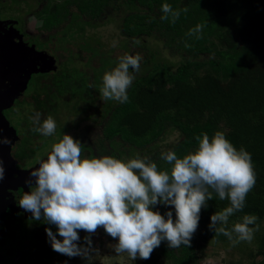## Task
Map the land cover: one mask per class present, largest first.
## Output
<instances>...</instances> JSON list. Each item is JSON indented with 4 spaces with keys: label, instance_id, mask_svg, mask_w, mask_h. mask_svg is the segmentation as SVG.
I'll use <instances>...</instances> for the list:
<instances>
[{
    "label": "trees",
    "instance_id": "obj_1",
    "mask_svg": "<svg viewBox=\"0 0 264 264\" xmlns=\"http://www.w3.org/2000/svg\"><path fill=\"white\" fill-rule=\"evenodd\" d=\"M11 2L21 3L22 13L30 11L40 18L41 30H54L45 40L38 41V47L46 48L60 33L59 41L68 38L63 45L68 40L77 41L80 49L89 53L85 61V67L90 66L89 73L76 66L77 60L83 62L77 59L80 54L70 53L74 60L70 71L65 70L58 82L41 83L43 97L38 91L34 103L37 108L49 106L53 99L48 91L53 86L56 94L69 92L71 97V89L75 88L84 102L80 111L85 113L87 128L100 129L96 140L99 157L132 158L139 154L148 156L161 169H170L160 159L161 153L172 150L182 157L197 148L196 136L207 133L211 138L216 131L224 132L238 149L243 147L251 154L256 183L247 194L244 209L229 218L227 227L230 229L244 215L257 216L256 223L263 227L256 249L261 258L253 264H264V0ZM164 3L180 10L175 23L171 18L161 20ZM0 8L4 6L0 4ZM112 8L119 13L118 17L112 16ZM184 8L188 11L184 12ZM201 23V38L189 36V30ZM107 24H115L117 31L115 45L108 48L109 42L100 41L96 32H87L88 28L94 30ZM150 37L161 42H151ZM114 49L122 52L111 55ZM165 49L175 52L177 59L165 56ZM129 53L139 54L142 60L128 89V102L104 100L100 94L103 74ZM93 59L97 61L94 67L90 65ZM94 106L98 112H94ZM228 205L229 201H222L213 193L207 208L201 209L190 246L169 248L168 242L162 241L150 259H140V264H197L209 239L230 242L209 227L211 216ZM164 208L171 210L175 219L174 208ZM162 210L160 207L164 214ZM86 235L80 236L78 243L82 247L86 246ZM57 239L62 238L57 235ZM40 250V264H51L53 255H58L62 262L74 258L54 251L50 239Z\"/></svg>",
    "mask_w": 264,
    "mask_h": 264
},
{
    "label": "clouds",
    "instance_id": "obj_2",
    "mask_svg": "<svg viewBox=\"0 0 264 264\" xmlns=\"http://www.w3.org/2000/svg\"><path fill=\"white\" fill-rule=\"evenodd\" d=\"M161 11V20L171 18L172 23L180 16V10H173L168 3L162 4ZM203 27L197 24L188 35L201 38ZM141 60L139 54H125L103 74L100 94L104 100L128 102V89L140 71ZM40 116L37 112L30 117L36 125L32 131L54 136L55 119L49 115L41 121ZM196 140L197 148L182 157L172 150L161 153L160 159L170 166L161 169L148 156L139 154L132 158H81L83 144L64 134L52 144L46 159L37 157L38 167L30 173L35 184H29L30 191L20 197L19 206L31 212L33 219L56 226V234L51 228H46V233L52 249L60 254L86 258L91 235L102 227L117 240V254L147 260L165 240L169 248L190 246L201 209L207 208L215 193L229 205L211 216L209 227L233 245L251 242L259 229L257 216L244 215L230 229L227 227L229 218L244 209L247 194L256 183L251 154L243 147L238 149L222 131L211 138L202 133ZM0 143L10 141L0 137ZM3 178L0 163V180ZM158 204L173 207L175 219L171 210L165 214L154 210ZM79 231L88 233L84 247L78 243Z\"/></svg>",
    "mask_w": 264,
    "mask_h": 264
},
{
    "label": "flooded vegetation",
    "instance_id": "obj_3",
    "mask_svg": "<svg viewBox=\"0 0 264 264\" xmlns=\"http://www.w3.org/2000/svg\"><path fill=\"white\" fill-rule=\"evenodd\" d=\"M10 2L11 0H9L8 3L11 4ZM8 3L4 2V0H0V4H2L4 8H10V6H8ZM4 8H0V40L11 41L13 45H15V42H18L20 40V42H22L21 44L24 45L26 49V51L24 52V54L21 55V57L23 60L28 62L26 70L23 72L33 70L30 73L29 78H27L26 88L24 89V91L19 93V95L15 98L13 104L9 108L3 109L2 111L6 122H9V124L15 129L17 135V139L11 145L10 155L15 161V168L18 171L23 172L28 169L33 170L38 167L37 157L39 156L41 159H46L48 153L51 151V148L48 147L47 149H45L46 152H42L40 154H35L36 151L31 154H26L24 152L25 147L22 146H27L29 142L37 141V137L41 135L37 132L32 131L33 127L36 125H33L30 117H32L35 113L39 112L41 114L40 120L43 121V119H46L49 116V109L54 106L53 98H58L59 100L61 98H63L64 100H69L71 98V95L69 94V92L56 94V89L53 86V88L48 91L50 93L49 97H52L51 99H53V102H51L49 106L45 104V106H42L41 108L35 107L34 98L37 97V92L39 91V96L43 97V90L40 91L42 89L41 83H50L49 79L52 77L49 76V78L46 79L45 77L47 75H52L58 72L59 62L50 51L48 52L45 50V48L38 47L37 41L40 40H38V38L35 39L36 35L31 36V33L26 32L24 30L23 20L20 16V14H22V12L20 11V7L15 8L17 9V11L11 13L13 15L4 12ZM27 13L35 15L33 12L30 11ZM15 47L19 46L15 45ZM5 69L7 68L5 67ZM45 74L47 75L44 76ZM38 76L40 77L39 79ZM35 77L38 81L36 82V84H38L41 89L38 90L36 88H31L28 90L31 78ZM89 82L90 81H88V83ZM4 83H7V81H4ZM4 88L5 90L7 89L5 86H3L1 88V91H4ZM27 97H29V99L26 101ZM19 101H21V103L23 104L22 106L19 105ZM16 102L19 108L17 107ZM24 103L28 104L31 109L28 111V113L22 115V120L27 122L28 129L23 135H21L19 130L15 128V126L12 124L11 117L7 115L10 110L14 109V106L16 107V110L21 109L19 113L22 114L23 111H25L23 109ZM83 103L84 102L81 101V99L79 98V102L77 104L78 110L81 109ZM96 109L97 108H95L94 106V112H98ZM82 121L85 122L86 120L83 119ZM64 125H66V123H64ZM79 128L80 130L85 129L86 134L90 136L89 141L87 143L81 141L84 146L83 153L85 152L84 155L83 153L82 155L88 156L90 158H98L99 155L97 154L96 142L97 136L91 135L93 130L91 131L89 128H87L85 123H82L81 126L79 125L78 129ZM1 135L2 132L0 131V137ZM17 176L18 172H15L13 174V177ZM29 184L34 185L35 181H27L24 185H21L20 187L17 186L12 189H7L5 191L4 196H6L4 198V204L6 212L0 214V264H25V262L29 261H31V264H40V247L49 239L46 233V228H51L54 234L57 233V228L55 225H49L45 223L42 219L39 221L33 219L31 212H27L19 206L18 201L20 197L23 195L24 192L30 191ZM38 234H41V238L37 237ZM33 254L36 255L34 261H32L31 259L33 257ZM37 256L39 258H37ZM56 261L57 264L59 263V261L63 264L62 260L58 255H53L52 259L50 260L51 264H56ZM69 262H71V260ZM69 262L64 263L66 264Z\"/></svg>",
    "mask_w": 264,
    "mask_h": 264
},
{
    "label": "rangeland",
    "instance_id": "obj_4",
    "mask_svg": "<svg viewBox=\"0 0 264 264\" xmlns=\"http://www.w3.org/2000/svg\"><path fill=\"white\" fill-rule=\"evenodd\" d=\"M64 0H51L52 3H58ZM4 2L8 3L9 0H4ZM8 6H11L12 8H4L6 13H14L17 11L15 9L16 7H21L22 4L17 2L12 4L13 2H10ZM74 8V6H72ZM14 9V10H13ZM113 17H118L119 13L115 11L113 8L111 10ZM13 15V14H11ZM22 20H23V28L26 32L31 33V36H37L39 40H45L48 33H53L54 30L51 32H46L40 29L41 25V19L37 16L31 14V13H22L20 14ZM111 16V15H110ZM87 32L90 34L91 32H96V35L98 36L100 41L109 42L108 47H113L116 43L115 35H116V25L115 24H107L104 26H100L96 29H87ZM61 34L58 33L56 36H54L46 45L45 50L50 51L57 59L58 63V72L52 75L45 74L44 76L46 78H50V82H58L62 79L61 74H65V70H69L71 68V65L73 64V57L70 56V53H79L80 56L77 57V59H81L83 62L80 63V60H77L76 66H82L83 70L86 72H90V66L86 64V57L89 55V53L83 49H80L78 46L77 41L68 40L69 42H66L63 45V42L66 41L68 38L64 37L63 41H59L57 39ZM35 40V39H34ZM58 40V41H57ZM151 42H156L159 44L157 38L150 37ZM38 42V41H37ZM39 43V42H38ZM39 46V45H38ZM63 46V47H62ZM94 47V46H93ZM87 49V48H85ZM131 50L134 48L131 46ZM138 50V48H135V51ZM120 52H122L119 49H114L113 52H111V55H118ZM131 54V53H129ZM165 56H167L170 60L177 59V54L173 52L171 49H168L164 51ZM132 55V54H131ZM70 56V57H68ZM75 58V57H74ZM80 63V64H79ZM91 66H96L97 61L93 59L90 61ZM85 67V68H84ZM40 77L38 76V79ZM38 82L35 78H31V81L29 82V89H38L40 90L41 87L38 84H35ZM34 83V85H33ZM71 94H74L73 97H71L69 100H64L61 98L60 100L58 98L54 99V106L49 109L48 115H51L56 123H57V130L54 136L52 137H45L42 135H39L37 138V141H32L27 144L25 147L24 152L26 154H31L34 151L35 154H40L42 152H46L45 149L48 147L51 148L53 143L58 142L60 139H62L64 134L71 135L74 139H78L80 142L83 141L87 143L89 141V135L86 134L85 129L80 130L78 129L79 125L81 126L84 119L85 113L77 110V104L79 102V94L78 91H76L75 88L72 87ZM29 99L27 97L26 101ZM20 106L23 104L21 101L18 102ZM17 105V102H16ZM18 107V105H17ZM19 108V107H18ZM22 114H20V110H16V107L14 106L13 110H10L8 115L11 117L12 124L19 130L21 135H23L27 129L28 124L27 122L22 120V115H25L28 113V111L31 109L28 104L24 103ZM66 123V125H64ZM83 127V126H82ZM92 136H97L100 133V129L97 126L93 127ZM20 151V150H19ZM84 151V146L82 147V153ZM85 153V152H84ZM83 153V155H84ZM81 154V158H90L88 156H83ZM159 211L160 207L163 208V213L165 214L167 210L164 208L165 206L162 204H159ZM264 224V222H263ZM263 227L259 226V229L255 231L254 237L251 240V242H240L236 245H233L231 242H220L215 241L213 239H209L208 242L205 243V247L202 250V256L197 260V264H253L254 262L258 261L261 256L256 255V249L258 246L259 239L262 235ZM85 231H79V236L85 234ZM41 234H38L37 237L41 238ZM92 245L89 249L88 256L86 258L81 256H74L71 262L66 264H140V258L137 257V259L132 260L130 257H128L127 253H120L117 254L114 251V245L117 243V240L113 239L110 235H108L105 230L101 227L97 229V231L92 234ZM33 237V236H32ZM35 237V238H37ZM36 255L33 254V257L31 258L32 261H34ZM37 258H39L37 256ZM149 261H146V263ZM25 264H31V261L25 262ZM57 264V261H56ZM58 264H62L60 261ZM63 264H65L63 262Z\"/></svg>",
    "mask_w": 264,
    "mask_h": 264
},
{
    "label": "water",
    "instance_id": "obj_5",
    "mask_svg": "<svg viewBox=\"0 0 264 264\" xmlns=\"http://www.w3.org/2000/svg\"><path fill=\"white\" fill-rule=\"evenodd\" d=\"M21 43L20 40L15 42L14 44L19 46L15 47L11 41L0 40V131L2 132L1 137H7L10 141L8 144L0 143V163L4 168V178L0 180V214L6 212L4 204L6 195L4 196V194L7 189L20 187L27 181H35V177L30 176L31 171L34 169L21 172L15 168V161L10 155V148L17 139V135L15 129L9 122H6L2 112L3 109L9 108L13 104L20 92L24 91L27 78L33 71L23 72L26 70L28 62L21 57L26 51L25 46ZM4 81H7V83H4ZM3 86L7 89L4 88V91H1ZM15 172H18L17 177H13Z\"/></svg>",
    "mask_w": 264,
    "mask_h": 264
}]
</instances>
